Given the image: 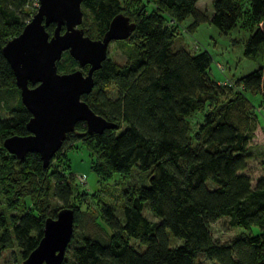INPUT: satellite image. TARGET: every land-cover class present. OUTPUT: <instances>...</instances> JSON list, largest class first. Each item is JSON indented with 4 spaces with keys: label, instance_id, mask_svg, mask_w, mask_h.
I'll return each mask as SVG.
<instances>
[{
    "label": "trees",
    "instance_id": "16d2710c",
    "mask_svg": "<svg viewBox=\"0 0 264 264\" xmlns=\"http://www.w3.org/2000/svg\"><path fill=\"white\" fill-rule=\"evenodd\" d=\"M137 1H81L98 38L117 13L134 23L126 39L116 40L130 47L125 61L117 64L106 57L92 73V89L80 97L116 126L96 134L87 132L82 121L76 122L46 167L36 153L17 159L2 146L5 137L26 134L30 115L0 53V88L17 95L7 115L0 117V196L4 209H21L11 216L0 211V253L16 247L22 260L36 246L44 219L56 213L48 211L50 196L60 208L72 209L73 228H79L84 217L94 228V215L86 210L87 193L76 188L66 164L65 151L80 141L98 175L127 177L136 168L144 174L145 183L122 192V222L110 207L102 208L110 230L99 235L106 237L105 243L94 239L93 233L82 232L77 238L72 234L67 244L73 243L70 254L60 264H194L198 254L218 264H264V161L253 188L241 172L248 157L246 142L253 137L252 105L244 94L264 93V62L231 80L232 86L221 84L222 79L209 75V53L187 51L175 41L185 33L167 25L172 17L189 33L207 21L226 34L238 24L249 32L243 54H253L260 46L264 53V0H213L208 18L197 10L196 0ZM26 2L0 0V49L21 30V8ZM82 23L81 18L85 26ZM53 27V23L45 26L48 35ZM82 28L86 35L88 27ZM66 57L69 64L75 63ZM62 62L56 61L60 71ZM109 88L116 92L114 98L107 95ZM225 89L232 92L227 95ZM198 112L200 123L190 133L187 119ZM122 123L125 127L116 134ZM61 162L65 169L59 168ZM207 181L215 186L207 187ZM145 202L156 221L143 216ZM219 217H226L230 227L256 226L257 232L218 243L210 235L208 222ZM165 230L180 238L181 244L169 247Z\"/></svg>",
    "mask_w": 264,
    "mask_h": 264
},
{
    "label": "water",
    "instance_id": "95a60500",
    "mask_svg": "<svg viewBox=\"0 0 264 264\" xmlns=\"http://www.w3.org/2000/svg\"><path fill=\"white\" fill-rule=\"evenodd\" d=\"M82 0H37V7L18 34L7 39L0 49L12 71L19 100L28 111L26 134L10 135L2 140L7 153L20 159L27 152L38 154L46 167L67 133L78 121L87 132L100 134L116 124L94 113L80 97L93 86L92 73L106 58L110 41L126 39L134 23L122 13L109 20L99 38H90L79 27ZM53 23L48 35L45 26ZM63 27L61 30L60 27ZM66 52L79 67L57 72L56 61ZM73 211L58 209L54 217L43 221L36 246L20 264H60L72 235Z\"/></svg>",
    "mask_w": 264,
    "mask_h": 264
},
{
    "label": "rangeland",
    "instance_id": "374dc122",
    "mask_svg": "<svg viewBox=\"0 0 264 264\" xmlns=\"http://www.w3.org/2000/svg\"><path fill=\"white\" fill-rule=\"evenodd\" d=\"M124 0H120L122 4ZM213 0H196L195 7L197 10L204 14L207 18L212 12V3ZM138 3L143 1L138 0ZM144 3V2H143ZM149 6V5H148ZM37 7L36 0H27L26 4L21 8L24 10L22 21H28L31 15L35 12ZM82 10V20L85 26H82L81 23L79 27L87 28V36L90 38L96 37V27L91 22V17L86 10L80 6ZM190 19L187 20V23ZM23 24V25H24ZM83 29V28H82ZM20 32V31H19ZM18 34V33H17ZM249 36V32L239 27L238 24H235L228 33L223 34L218 32V30L211 25L209 22L204 21L189 31L188 34H184L177 38L176 43H181V45L189 52H194L196 50H205L209 53L211 62L209 67V75L211 78L224 79L229 78L230 80H236L239 76H242L253 69L258 65L264 62V53L263 47H258L257 51L253 54L244 55L243 48L245 41ZM130 52L129 45H125L124 42L110 41L106 48V57L109 61L122 64L127 54ZM68 54L65 55V52L61 53L60 59L58 62L64 64V70L60 71L57 69V72H68L74 69L79 68L82 72L85 71L87 66L83 68L79 67L77 63L69 64L66 60ZM69 56V55H68ZM70 57V56H69ZM69 59V58H68ZM72 59V58H71ZM66 61V63H65ZM56 64V63H55ZM218 67V68H217ZM229 95L228 89H225ZM232 92V91H231ZM115 91L113 88L107 90V95L114 98ZM16 92L12 89L6 91L5 89L0 88V117L3 118L7 115V107H10L14 104L16 98ZM244 96L249 100L252 105V112L250 115V121L253 125V137L247 140V154L248 157L245 161V169L241 172L244 173L249 178L250 187L253 188L257 179L261 176L262 171L260 163L264 161V93H256L251 95L248 92ZM6 104L4 107L3 103ZM201 113L198 112L190 117H188L187 122L189 125V131L192 133L197 129L198 123H200ZM125 127V124H121L120 128L115 131L119 133L121 129ZM68 144V143H67ZM66 144V145H67ZM64 145V147H66ZM66 158L69 172V176L73 183L76 185L78 190H84L87 193L85 199L86 210L90 211L94 215V228L92 225H87V218L84 217V220L81 222L79 228H73L72 234L77 238L82 232L83 233H93L94 239L100 243L106 242V237H99V235H107L110 233L108 225L103 219V207H110L112 215L119 221H123V212H122V192L128 186H137L145 183L144 174L139 172L136 168H132L130 174L127 177H123L120 174L113 173L108 177H102L98 175L91 167V156L88 153L85 146L80 141H74L72 147L68 148L66 151ZM65 164L62 162L59 165V168H64ZM65 169V168H64ZM81 177V178H80ZM206 186L209 188L214 187L215 185L212 182L207 181ZM75 190L72 188V193ZM147 202H145L142 214L149 221H156L157 218L154 217L147 207ZM60 203L53 197H49V208L48 211L50 215L53 212H56L60 208ZM76 206L80 209H83V205ZM6 215H18L21 209L11 208L4 209L2 206V199L0 196V211ZM55 215V213H54ZM54 217V216H52ZM88 226V227H87ZM208 230L211 237L218 243L228 242L232 238L246 234L248 232L256 233L257 227L251 226L249 230L241 227H230L227 222L226 217H219L214 221L208 222ZM165 235L169 247H174L180 245L182 240L178 237H174L168 230H165ZM130 244L134 247H138L136 242L132 239L129 240ZM73 246V243L66 247L64 255L69 256L70 247ZM21 260L19 259L18 249L12 247L11 249L3 250L0 253V264H20ZM194 264H218L214 259L206 258L202 254H198L194 261Z\"/></svg>",
    "mask_w": 264,
    "mask_h": 264
},
{
    "label": "built area",
    "instance_id": "2783aa9c",
    "mask_svg": "<svg viewBox=\"0 0 264 264\" xmlns=\"http://www.w3.org/2000/svg\"><path fill=\"white\" fill-rule=\"evenodd\" d=\"M37 2V0H36ZM167 25H174V26H177L179 28L180 31L184 32L185 34H188V32L182 28L177 22L176 20H174L172 17H169L168 18V21H167ZM218 68V67H217ZM221 84H227L229 86H232L233 85V82L229 79V78H224L221 82ZM81 178V177H80Z\"/></svg>",
    "mask_w": 264,
    "mask_h": 264
},
{
    "label": "crops",
    "instance_id": "0c3cea01",
    "mask_svg": "<svg viewBox=\"0 0 264 264\" xmlns=\"http://www.w3.org/2000/svg\"><path fill=\"white\" fill-rule=\"evenodd\" d=\"M179 45H181V43H178Z\"/></svg>",
    "mask_w": 264,
    "mask_h": 264
},
{
    "label": "flooded vegetation",
    "instance_id": "af4514ba",
    "mask_svg": "<svg viewBox=\"0 0 264 264\" xmlns=\"http://www.w3.org/2000/svg\"><path fill=\"white\" fill-rule=\"evenodd\" d=\"M81 6V5H80Z\"/></svg>",
    "mask_w": 264,
    "mask_h": 264
}]
</instances>
